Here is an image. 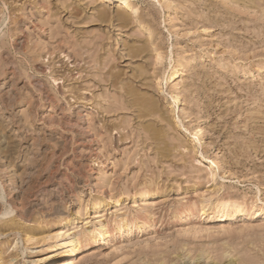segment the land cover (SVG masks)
Wrapping results in <instances>:
<instances>
[{
    "label": "rangeland",
    "instance_id": "374dc122",
    "mask_svg": "<svg viewBox=\"0 0 264 264\" xmlns=\"http://www.w3.org/2000/svg\"><path fill=\"white\" fill-rule=\"evenodd\" d=\"M63 260L264 264V0H0V264Z\"/></svg>",
    "mask_w": 264,
    "mask_h": 264
},
{
    "label": "bare ground",
    "instance_id": "6f19581e",
    "mask_svg": "<svg viewBox=\"0 0 264 264\" xmlns=\"http://www.w3.org/2000/svg\"><path fill=\"white\" fill-rule=\"evenodd\" d=\"M123 1V0H122ZM75 248V247H74ZM50 264H53V263H50ZM59 264H69V261H66V260H63L61 261Z\"/></svg>",
    "mask_w": 264,
    "mask_h": 264
}]
</instances>
